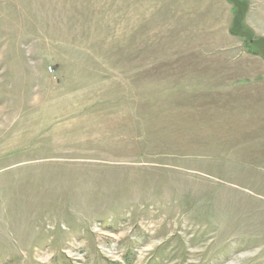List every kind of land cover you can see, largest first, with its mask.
Instances as JSON below:
<instances>
[{"label":"rangeland","instance_id":"rangeland-1","mask_svg":"<svg viewBox=\"0 0 264 264\" xmlns=\"http://www.w3.org/2000/svg\"><path fill=\"white\" fill-rule=\"evenodd\" d=\"M181 1L0 0V264H264V0Z\"/></svg>","mask_w":264,"mask_h":264},{"label":"crops","instance_id":"crops-1","mask_svg":"<svg viewBox=\"0 0 264 264\" xmlns=\"http://www.w3.org/2000/svg\"><path fill=\"white\" fill-rule=\"evenodd\" d=\"M181 6L185 11L193 7L195 10H198L201 6L207 11L211 10L210 12H215L216 9L219 10L222 7L231 11V4L227 0H182Z\"/></svg>","mask_w":264,"mask_h":264},{"label":"trees","instance_id":"trees-1","mask_svg":"<svg viewBox=\"0 0 264 264\" xmlns=\"http://www.w3.org/2000/svg\"><path fill=\"white\" fill-rule=\"evenodd\" d=\"M230 1H231V0H230ZM231 3H233V1H232Z\"/></svg>","mask_w":264,"mask_h":264}]
</instances>
